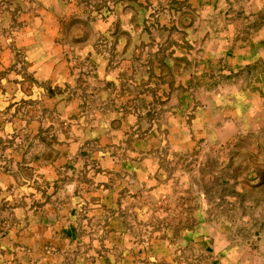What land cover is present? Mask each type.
<instances>
[{"label":"rangeland","instance_id":"1","mask_svg":"<svg viewBox=\"0 0 264 264\" xmlns=\"http://www.w3.org/2000/svg\"><path fill=\"white\" fill-rule=\"evenodd\" d=\"M263 29L264 0H0V264H264V121L228 101L264 96ZM181 171L183 237L145 201Z\"/></svg>","mask_w":264,"mask_h":264},{"label":"crops","instance_id":"2","mask_svg":"<svg viewBox=\"0 0 264 264\" xmlns=\"http://www.w3.org/2000/svg\"><path fill=\"white\" fill-rule=\"evenodd\" d=\"M252 7H254V4L252 5ZM263 32H264V29H263ZM260 42H261V48H262L261 53L264 54V34L262 37H260ZM261 80L262 81L260 83V90L264 92V78ZM259 98L260 99H256V100L255 99H246V100H244V99L243 100L229 99L228 101L230 104L235 105L238 108V109L237 108L235 109L236 115H240V114L249 115V116L255 115L254 116L255 120H258V118L260 117V120L263 119L262 120V122H263L264 121V96L259 97ZM253 107L257 109L255 114H253V112L250 110ZM221 109H229V108H228L227 104H223ZM220 111L221 110L218 109L217 114H220L219 113ZM229 112H231V110H229ZM201 121H202V119H201ZM225 129H227V128L222 127L221 131H224ZM218 131L220 132V130H218ZM215 135H219V134L216 133ZM222 137H225V136H222ZM139 190L137 192H141V190L140 191ZM146 190H147V196H146L147 199H145L146 204H149V202L156 203L155 202L156 199H158V200L164 199L165 202L167 203V205L169 206V209H171L173 212L180 210L179 215H180V219L181 218L182 219H181V223L179 225V229H180L179 234L183 237V221H182L183 220V172L182 171L180 172L178 181L172 182L171 186H168V185L150 186V185H148ZM140 197H142L141 194H140ZM176 204H178V207H176ZM146 206L149 207V205H146ZM143 211H145L144 205H141L140 206V212H143ZM141 215H143V214L140 213L139 218H141ZM194 229L195 230L192 233L197 235L198 228L194 227ZM147 233H150V229L147 230ZM182 241H183V239H182Z\"/></svg>","mask_w":264,"mask_h":264}]
</instances>
